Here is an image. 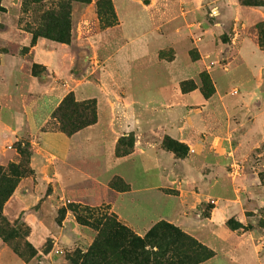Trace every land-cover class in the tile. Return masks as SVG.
Here are the masks:
<instances>
[{
  "label": "rangeland",
  "instance_id": "rangeland-1",
  "mask_svg": "<svg viewBox=\"0 0 264 264\" xmlns=\"http://www.w3.org/2000/svg\"><path fill=\"white\" fill-rule=\"evenodd\" d=\"M27 1L0 0L4 7L0 10V54L23 56L25 72L37 77L38 84L65 91L69 88L67 94L74 92L70 76L101 84L118 103L119 117L127 107L130 113L132 106L138 110L141 94L157 93V87L143 86L146 80H162L164 88L170 86L174 94L179 88V93L202 97L199 104L189 105L195 112H207V127L193 130L192 143L165 135L161 147L171 159L159 164L149 162L147 170L156 174L155 167H160L164 172L175 173L177 177H173L179 178L180 187L199 194L208 192L204 183H188L187 174L193 170L215 177L210 195L198 211L210 218L216 207H226L228 217L222 229L211 224L202 231L206 241L190 234L216 252L201 264H253V257H258L256 264H264V132H256L254 111L257 93L264 91V71L253 66L248 56L256 44L264 50L258 27L263 25L264 35V0H111L115 18L108 0H66L72 41L62 44L66 55H78V60L61 71L37 63L35 72L32 45L23 46L20 42L26 33L31 34L25 30L26 24L35 25L43 11L55 7L59 0L39 4ZM258 2L262 5H255ZM100 5L104 17L115 21L114 25L105 26L106 21L99 16ZM251 14L255 17L250 18ZM125 26L129 29L127 35L123 31ZM6 74L0 65V81L7 79ZM176 81H180L179 87ZM135 84L144 91L138 92ZM16 88L8 86L3 105L20 108L22 96ZM100 91V87L92 90L94 94H101ZM129 125L132 129L119 138L116 155L135 150L140 132L137 119L131 118ZM99 133L110 134V116L103 108ZM3 140L1 132L0 144ZM7 147L17 154L0 166L14 163L21 176L3 207L8 236L0 234V264H127L128 257H124L120 246L113 250L106 246L100 252L93 249L97 230L91 223L99 214L109 213L107 204L100 207L70 200L77 196L94 198L93 191L101 192L102 187L94 190L93 184H84L77 188V179L69 188L51 180L41 183L31 166L33 140L23 135ZM142 162L139 158L126 161L104 177L116 172L142 175ZM114 181L116 189L130 188L120 176L113 178L111 186ZM54 190L57 196L49 198V192ZM169 191L178 192L175 188ZM71 202L80 211L70 209ZM223 232L225 236L213 239V235ZM134 250L133 259L139 258L140 248Z\"/></svg>",
  "mask_w": 264,
  "mask_h": 264
},
{
  "label": "crops",
  "instance_id": "crops-1",
  "mask_svg": "<svg viewBox=\"0 0 264 264\" xmlns=\"http://www.w3.org/2000/svg\"><path fill=\"white\" fill-rule=\"evenodd\" d=\"M254 17L251 14L250 18ZM123 24L122 26H124ZM123 31L127 35L128 27H123ZM3 36L4 38L8 37V35ZM31 40V34L26 33L20 44L28 46L31 44ZM31 53L32 63L43 64L55 71H61L65 66L71 68L75 60H78V55L77 58L73 53H70L69 56L66 55L67 50L64 44L43 37L39 38L32 46ZM248 56L253 66L257 67L260 72L264 71V50L259 45H254L248 52ZM24 62L25 59L21 55L0 54V65L8 73V75L6 74L7 79L0 81V133H4V140L0 144L1 164L15 159L17 154L13 148L7 147L10 141L26 135L35 144L31 166L35 170L39 182L44 183L51 180L55 185L59 183L62 187L69 188L77 179V188L84 184H93L94 190L102 187L101 192L93 191L96 193L93 194L94 198L77 196V199H73L69 195L70 200L79 201L78 204L83 202L93 206L106 203L107 210L110 213H115L122 223L132 228L138 235L144 236L155 223L161 220L173 223L185 232L200 236L202 239H204L202 231L209 229L211 224L214 227L218 226V229L223 228L222 225L228 217L226 207H216L210 218L198 211L199 205L210 195V189L216 181L215 177L198 174L199 171L193 170L187 174L188 183H204L203 186L208 192L199 194L180 187L179 178H175L177 177L174 175L175 173H167L160 167H155L158 169V173L151 174L146 167L149 162L159 164L163 160L171 159V156L164 153L161 147V141L165 135L192 143L195 140L193 139V130L197 132L198 129L202 130L207 127V112L204 114L195 112L190 106L199 104L202 100L201 96L197 95L193 98L191 94L179 93V88L174 94L170 86H167V89L164 88L162 80H149L148 82L146 80L143 86L157 87V93L149 96L141 94L138 110L136 111V107L132 106V110L134 109L135 112L133 110V113H130L129 107H127V111L125 110L124 114L119 117L117 115L118 103L106 94L101 84L93 85L70 76V85H75L71 90L75 92L77 100L96 98L98 110L97 123L70 136L59 130H44L52 118L54 110L70 91L69 88L68 91H65L60 87L52 88L48 84H38L37 77L25 72ZM75 81L77 83H74ZM179 82L176 81L178 87ZM9 85L19 88L18 91L21 93V106L18 109L2 104L8 95L6 90ZM133 86H137L138 92L144 91L137 84ZM96 87H100L101 94L92 92ZM9 95L13 97L12 92ZM256 101H258L254 108L257 117L256 132L260 133L264 132V91L260 90L257 93ZM121 104L124 105L122 102ZM102 108L110 116V134L108 136L106 133L105 136H101L99 133ZM131 118L137 119L140 129L135 150L128 155L117 156L115 154L117 142L121 136L132 129V126L129 125ZM136 158L143 161L144 173L142 175L116 172L109 177H104L111 173L115 167L126 161H135ZM115 176L123 178L130 188L128 190L113 188L110 183ZM171 188L177 189L178 192H170ZM48 196L49 198L57 196V191L49 192ZM262 202L264 204V201ZM142 222L144 224L139 228V224ZM220 236H225L224 232L222 235H213V239H219ZM248 240L246 239V242ZM247 258L245 257V260ZM253 259V264H256L258 257H253Z\"/></svg>",
  "mask_w": 264,
  "mask_h": 264
},
{
  "label": "trees",
  "instance_id": "trees-1",
  "mask_svg": "<svg viewBox=\"0 0 264 264\" xmlns=\"http://www.w3.org/2000/svg\"><path fill=\"white\" fill-rule=\"evenodd\" d=\"M30 1L39 4L44 0ZM108 1L112 9V15L115 18L117 15L113 11L112 1ZM26 2L28 1L25 0ZM255 5H262V2L255 3ZM100 7L101 5L99 6V16L101 20L106 21L105 26L114 25L115 21H111L108 16L105 18ZM0 10H4L1 4ZM68 18L69 11L66 0H59L55 7L44 10L35 25L26 24L25 30L32 34L31 45L34 46L41 37L56 42L71 43L72 28ZM262 26V24L258 25L260 44L264 47ZM36 68L37 64H34V72ZM184 85L183 90H186ZM97 121V99L91 98L79 101L74 92H70L54 110L52 118L44 130H59L71 136L79 130L97 123ZM19 150L22 152V147H19ZM127 154L129 153L117 156ZM18 173V167L14 163L9 164L7 167L0 166V234L5 237L8 234L4 226L6 218L3 216V207L13 195L20 181L21 175ZM112 186L117 188L116 181L112 182ZM76 207L79 208L76 203L69 205V208L75 212L80 211V208L77 210ZM91 226L97 230V236L93 244L95 248H92L100 252V249H106V246L112 250L120 246L124 257H128L127 264H201L216 255L212 248L185 232L179 226L166 220L155 223L144 236L130 231L115 213L110 212L99 214L96 221L91 223ZM117 236H119L118 240H116ZM136 247L140 248L137 256L139 258L133 259L135 257L134 248Z\"/></svg>",
  "mask_w": 264,
  "mask_h": 264
}]
</instances>
